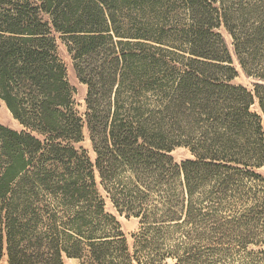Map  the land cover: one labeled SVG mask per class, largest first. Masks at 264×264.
Wrapping results in <instances>:
<instances>
[{
	"label": "trees",
	"instance_id": "trees-1",
	"mask_svg": "<svg viewBox=\"0 0 264 264\" xmlns=\"http://www.w3.org/2000/svg\"><path fill=\"white\" fill-rule=\"evenodd\" d=\"M145 1L0 0V100L23 127L0 123V260L264 264V0H174L180 28L126 22ZM85 126L95 161L75 145ZM96 173L139 219L132 245Z\"/></svg>",
	"mask_w": 264,
	"mask_h": 264
},
{
	"label": "rangeland",
	"instance_id": "rangeland-1",
	"mask_svg": "<svg viewBox=\"0 0 264 264\" xmlns=\"http://www.w3.org/2000/svg\"><path fill=\"white\" fill-rule=\"evenodd\" d=\"M145 7L143 6L142 9H133L130 8L126 12L125 20L126 22H130V20H139L142 22L148 21L149 24H152V27L159 28L166 26V28L173 27V24H179V28L184 25L186 22V16L184 14L183 9L179 7V4L176 3L174 0H146ZM220 31L225 35L230 48H233V40L231 35L228 31L222 27ZM57 37V51L59 56L64 61L69 80L73 86L76 87V109L79 111L81 115H83L86 111V94H87V85L83 84L76 73L74 62L72 55L70 54L66 44L61 39L59 34H56ZM236 66L239 70L238 76L233 80L234 84H243L249 88H253V81L251 78L247 77L246 74L243 72L240 64L236 61ZM254 110H258V106L255 105L253 107ZM0 123L9 126L11 128L21 130L23 129L20 122L13 116L12 112L7 107L6 103L3 100H0ZM264 124V121H263ZM85 139L82 142L75 143L76 147H83L88 150V154L90 158L95 161L96 153L93 150L92 143L89 137V131L87 126L84 128ZM173 155L177 161H181L188 157H191V153L188 149L184 147H178L174 150ZM259 172L264 175V166L259 169ZM96 179L99 184V191L101 195L106 200V210L110 213H113L118 218L119 222L122 225V229L125 232L128 242L130 245L133 244L134 238L133 233L137 232L139 229V219L131 216L127 217L125 214H121L113 205L110 197L108 196L107 192L104 188L100 185V177L98 173H96ZM0 264H10L8 262L7 256H4L0 260ZM65 264H79L77 260L73 259H66Z\"/></svg>",
	"mask_w": 264,
	"mask_h": 264
}]
</instances>
